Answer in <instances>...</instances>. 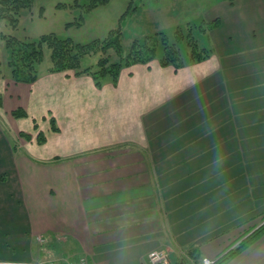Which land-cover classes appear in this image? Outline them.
I'll use <instances>...</instances> for the list:
<instances>
[{
    "label": "crops",
    "instance_id": "1",
    "mask_svg": "<svg viewBox=\"0 0 264 264\" xmlns=\"http://www.w3.org/2000/svg\"><path fill=\"white\" fill-rule=\"evenodd\" d=\"M207 13L212 53L179 69L160 54L101 88L73 70L0 84L3 106L29 114L12 125L33 138L36 120L47 138L0 151V260L36 259L53 233L91 264H146L153 250L188 264L184 250L219 258L264 221V0ZM224 264H264V234Z\"/></svg>",
    "mask_w": 264,
    "mask_h": 264
},
{
    "label": "trees",
    "instance_id": "2",
    "mask_svg": "<svg viewBox=\"0 0 264 264\" xmlns=\"http://www.w3.org/2000/svg\"><path fill=\"white\" fill-rule=\"evenodd\" d=\"M88 1L84 4L87 11L93 10L98 5L107 4L110 0ZM34 2L35 0H0V20H4L11 27L16 28L20 22L22 9L32 8ZM140 3L141 0H130L120 20L131 18L138 11ZM218 25L219 20L215 19L211 22L205 21L199 27L206 32ZM191 34L192 27L188 28L186 34L181 27H177L173 39L165 32L158 31L135 38L128 52H125L122 45L123 30L120 26L111 29L106 37L94 39L87 43L76 42L70 37L60 38L54 32L44 33L37 40L20 39L12 34L0 33V78H10L16 83H33L44 73L73 70L75 75L86 74L91 76L96 87L101 88L107 81L117 84L122 68L137 63L149 64L160 54L159 61L162 66L172 65L176 69L188 63L207 59L212 53V48L201 47L198 40ZM183 43L188 47L186 54L182 50ZM3 45L7 53L6 65L1 57ZM160 46H162V53L158 54ZM46 49L49 50L50 64L42 69L41 64L44 61ZM114 52L117 55L116 60H112ZM95 56L96 58L92 62L84 63L87 58ZM2 106L3 95L0 93V108ZM48 114L51 128L56 132L59 131L55 117L51 112ZM11 115L14 118L29 116L27 110L22 106L13 109ZM33 124L37 131V142L39 144L45 143L47 140L45 133L39 128L36 120L33 121ZM19 134L28 141L32 139L31 134L27 132L20 131ZM16 147L14 144L13 149ZM63 160L65 159L56 157L52 162L56 163ZM263 234L264 223L241 240L236 247L220 256L215 264H224ZM190 255L194 256L193 254Z\"/></svg>",
    "mask_w": 264,
    "mask_h": 264
},
{
    "label": "rangeland",
    "instance_id": "3",
    "mask_svg": "<svg viewBox=\"0 0 264 264\" xmlns=\"http://www.w3.org/2000/svg\"><path fill=\"white\" fill-rule=\"evenodd\" d=\"M174 1L141 0L138 11L131 18L120 20L122 13L127 9V7L121 8L125 0H113L112 4L107 7L102 4L98 5L96 10L89 11L84 8V4L88 3V0H35L32 8L22 9L20 22L16 28L11 27L8 22L0 20V33L12 34L20 39L37 40L44 33L54 32L60 38L70 37L76 42L87 43L94 39L106 37L111 29L120 26L123 30V49L128 52L135 38L163 31L173 39L177 27H181L185 34L188 32V28L192 27L191 35L200 44L205 43L213 47L211 39L199 26L204 21L209 20L207 9L217 5L219 0H177L179 6L177 3L174 5ZM182 50L184 54L188 51V47L184 43ZM160 53H162V46L159 47L158 54ZM1 57L6 65L7 53L4 45ZM95 58L96 56L87 58L84 63L92 62ZM116 59L117 55L114 52L112 60ZM49 64L50 55L49 50L46 49L41 68L44 69ZM0 84L7 93L10 91V86L18 85L10 78H0ZM0 93L3 95L2 91ZM8 104L7 102L6 107L0 108V144L3 146L0 151H23L27 148V146L23 147L25 139L19 134L21 130L18 128L17 122L14 123V126L10 122L12 115L11 110L8 109ZM44 122L45 119L42 118L40 125H43ZM33 134L30 142L35 143L37 131L35 130ZM14 144L17 146L16 149H13ZM0 165L2 164L0 163ZM3 175L0 174V177ZM263 223L264 221L259 223L255 229ZM43 235L55 237L53 233ZM37 244L41 246L42 254L36 259L57 258L72 254L60 251L54 241L48 244L37 242Z\"/></svg>",
    "mask_w": 264,
    "mask_h": 264
},
{
    "label": "built area",
    "instance_id": "4",
    "mask_svg": "<svg viewBox=\"0 0 264 264\" xmlns=\"http://www.w3.org/2000/svg\"><path fill=\"white\" fill-rule=\"evenodd\" d=\"M37 240L40 244H48L50 242L56 241V237L53 238L52 236L40 234L39 236H37ZM184 256L189 260H192V258L189 257V255L185 252H184ZM202 258L200 259V261H198L195 264H201ZM211 259H213L216 262L215 258H211ZM0 264H91V260L85 254H80V255L70 254L57 258L50 257L43 259H34L29 261L0 260ZM146 264H175V263L172 261L169 252L165 250H153L149 252V254L147 255Z\"/></svg>",
    "mask_w": 264,
    "mask_h": 264
},
{
    "label": "clouds",
    "instance_id": "5",
    "mask_svg": "<svg viewBox=\"0 0 264 264\" xmlns=\"http://www.w3.org/2000/svg\"><path fill=\"white\" fill-rule=\"evenodd\" d=\"M201 264H215V261L207 256L202 258Z\"/></svg>",
    "mask_w": 264,
    "mask_h": 264
}]
</instances>
